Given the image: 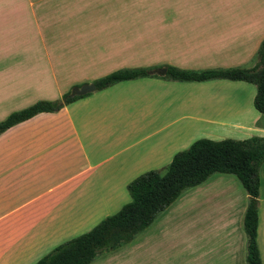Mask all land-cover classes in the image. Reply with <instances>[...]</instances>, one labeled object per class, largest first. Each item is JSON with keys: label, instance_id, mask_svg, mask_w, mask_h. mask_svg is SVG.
Returning <instances> with one entry per match:
<instances>
[{"label": "crops", "instance_id": "obj_1", "mask_svg": "<svg viewBox=\"0 0 264 264\" xmlns=\"http://www.w3.org/2000/svg\"><path fill=\"white\" fill-rule=\"evenodd\" d=\"M41 2L0 6V31L13 23L21 26L19 52L14 48L9 54L15 44L7 41L6 33L0 36L5 45L0 62L17 59L21 76L38 77L43 60L24 32L32 20L46 48L56 95V100H46L51 102L62 101L74 87L125 69L252 68L264 42V9L251 13L231 6L232 19L225 22L205 17L201 23L145 25L161 31L159 61L207 66L138 65V56L160 48L146 34L139 43L141 26L97 22L96 17L90 21L93 8H84L89 16L82 17L75 5L73 15L83 21L67 23L68 9L54 8L46 45L37 17ZM237 10L243 16H236ZM64 11V16L57 15ZM32 44L34 53L27 47ZM248 85L227 80L178 82L164 76L135 79L80 96L56 113L39 114L0 135V264H36L59 245L89 232L130 202L131 182L150 171L165 174L173 157L197 140L263 138L264 117L251 106L256 92ZM259 177L257 243L264 264V163ZM195 190L201 239L195 264H248L244 218L250 196L239 179L213 174Z\"/></svg>", "mask_w": 264, "mask_h": 264}, {"label": "rangeland", "instance_id": "obj_2", "mask_svg": "<svg viewBox=\"0 0 264 264\" xmlns=\"http://www.w3.org/2000/svg\"><path fill=\"white\" fill-rule=\"evenodd\" d=\"M93 1L43 0L40 3L42 8L39 7L37 11V17L41 25L42 38H44L46 45L51 39L50 27L54 25L52 21L55 18L54 8L64 9L65 11V8L68 9L66 11L68 12L67 16H64L65 11L62 14L57 13V15L64 16V21L67 23L83 21L76 14L73 15L74 11L72 9L75 5L80 7L78 13L82 17H88L89 14L86 10L93 8L89 16V18H92L90 21L96 17L97 22L116 21L141 26L142 28L138 30L139 43L145 40L146 34V39L151 40L150 42L154 43V47L160 46V48L149 49L144 56H138V65L173 64L200 69L207 66V63L159 61L163 57L160 51L161 31L156 28L149 30L145 28V25L150 23L157 26L162 22L201 23V21L206 20L205 17H210L207 21L225 22L232 19L231 6L239 9L247 8L251 13H256L254 9L257 7L264 9V0H98V4L93 3ZM101 2H104V7L100 6ZM21 5H30V0H0V6L17 7ZM98 6L100 7L98 8ZM241 11L237 10L236 16H243L240 13ZM29 16L28 13L27 18ZM14 25L16 24L13 23L11 27L0 31V36L6 33V38H9L7 41H12L15 44L9 47V54L21 49V26L13 27ZM24 32L26 41L37 45L36 52L32 50L35 45H27V47L31 46L29 52L39 53L43 62L41 68L37 69L40 72L38 77H34V75L21 76V63L17 59L0 62V122L6 120L13 112L24 110L39 101L52 98L56 100L51 70L44 57L46 48L40 45L42 40H39L37 26L32 20L26 22ZM3 43L4 40L0 37V48L5 46L2 45ZM14 48L16 50L13 51ZM12 55L21 56L18 53ZM42 85L43 88H41ZM248 86L251 92H257L254 85ZM251 106L254 109V105L251 104ZM222 138L225 139V137ZM195 189L196 187L187 189L167 210L157 216L151 226L137 235L131 243L115 250L104 251L92 264H195L199 257L197 253L201 245V239L199 238L200 225L195 214L197 207L194 198ZM216 190L218 191L219 188H216Z\"/></svg>", "mask_w": 264, "mask_h": 264}, {"label": "trees", "instance_id": "obj_3", "mask_svg": "<svg viewBox=\"0 0 264 264\" xmlns=\"http://www.w3.org/2000/svg\"><path fill=\"white\" fill-rule=\"evenodd\" d=\"M150 69H125L94 82L97 90L114 84L150 75ZM164 78L178 82H207L227 80L245 82L256 87L254 108L264 116V42L257 63L252 68H229L191 71L167 67ZM80 97L63 96L62 101H39L13 112L0 122V135L42 113H56ZM264 163V137L247 140L220 141L200 139L189 149L178 152L165 174L147 172L128 186L130 202L117 213L98 223L89 232L55 248L36 264H92L104 251L115 250L131 243L137 235L153 224L157 216L167 210L189 188L204 183L213 174L235 175L250 196L244 218L248 237V264H262L257 243L260 169Z\"/></svg>", "mask_w": 264, "mask_h": 264}, {"label": "water", "instance_id": "obj_4", "mask_svg": "<svg viewBox=\"0 0 264 264\" xmlns=\"http://www.w3.org/2000/svg\"><path fill=\"white\" fill-rule=\"evenodd\" d=\"M150 75H157L159 77H163L166 76L167 74V67H161V68H157V69H153L149 71ZM97 90L96 86L94 83L91 84H87V85H83L82 87H74L70 93L71 97L74 96H84L87 95L89 93L95 92Z\"/></svg>", "mask_w": 264, "mask_h": 264}]
</instances>
